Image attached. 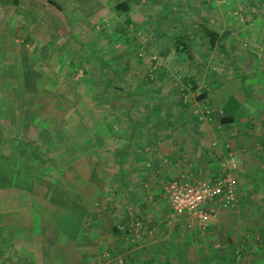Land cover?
<instances>
[{
    "label": "crops",
    "instance_id": "crops-1",
    "mask_svg": "<svg viewBox=\"0 0 264 264\" xmlns=\"http://www.w3.org/2000/svg\"><path fill=\"white\" fill-rule=\"evenodd\" d=\"M22 1L30 0H18ZM54 1L62 7L65 25L69 26L66 10L71 11L72 6L77 8L74 10L83 9L84 14L89 11L88 21L93 24L94 19L108 21L103 9H107L110 0ZM131 1L116 0L114 7L122 2L129 10L134 7ZM157 1L152 0L153 4ZM161 4L190 16L181 15L168 25L174 40L179 37L182 44L175 48L182 46L188 58L187 76L182 83L174 84L173 97L161 116H137L128 105L125 125L118 131L110 126L104 133L80 131L79 127L65 133L57 128L50 141L34 137L31 151L17 148L18 140L13 145L0 146V184L5 181L0 185L3 187L0 263L1 259L8 264L264 261V78L255 77L247 85L241 82L242 73L251 68L248 66L251 60L254 65V59L258 58L259 49L263 61L257 59L255 63L264 71V3L261 0H161ZM149 10L155 12L150 6ZM11 11L6 9L4 18H9L7 13ZM195 11L199 17H194ZM53 18L59 19L54 13ZM150 24L147 40H154L159 37L160 23L153 20ZM4 38H8L7 34ZM63 68L64 65L59 73H50L56 79L54 85L45 83L41 88L51 85V89H66L67 78L61 75ZM248 71L254 74L252 69ZM103 74L106 72L100 73ZM103 86L109 84L105 82ZM193 94V99H188ZM5 117L10 116L0 114V118ZM46 120L42 123L45 128ZM72 123L79 126L77 119L73 118ZM80 132L87 133L95 143L89 147V153L95 156L87 162H93L88 171L92 177L82 180L79 172H73L70 188L64 187L61 180L42 177L44 172H38L41 160L37 159L38 155L47 158L42 143L52 144L50 148L56 152L57 139L68 133L72 141L77 138L76 145L71 147V162L72 170L79 169ZM99 137H104L103 144H99ZM227 154H232L235 161V203L209 206L202 228L188 226L183 216H171L170 204L159 186L160 178L196 180L216 176ZM50 186L58 189L49 192ZM28 191L29 196L32 194L44 202L47 194L58 193L54 205L49 206L69 210L70 222L66 219L56 226L50 218L36 212L28 200Z\"/></svg>",
    "mask_w": 264,
    "mask_h": 264
},
{
    "label": "rangeland",
    "instance_id": "rangeland-1",
    "mask_svg": "<svg viewBox=\"0 0 264 264\" xmlns=\"http://www.w3.org/2000/svg\"><path fill=\"white\" fill-rule=\"evenodd\" d=\"M115 1H108L107 9H103V16L108 21L102 19L99 22L98 19H94L97 26L88 21L89 11L86 10L84 14L83 9L74 10L77 8L72 6L71 11L66 10L69 17L68 26L64 24L66 22L62 20V14L49 6H44V0H30L28 3L0 0L1 4H6V6L0 4V114L2 117L7 114L10 116L9 119L0 118V146L13 145L14 141L18 140L17 148L21 147L23 150L22 147H26L31 151L35 146L34 137L39 136L42 141H50L55 137L57 128L60 129L58 131L64 129L65 133L79 127L80 131L101 130V133H104L103 130L109 129L110 126V129L118 131L125 125V106L128 105L134 115L141 117L144 115L155 117L152 114L161 116L164 113L163 110L169 106L173 97L174 84L182 83L183 78L187 76L185 61L188 60L182 46L175 48V45L182 44L178 42L179 37L178 40H174L173 35L169 33L168 25L171 20L181 15L185 18L190 16L182 10L179 13L169 6L167 9L165 5L162 7L161 0L156 4H153L152 0H132L130 4L134 7L118 12L114 7ZM261 2L264 3V0ZM149 6L155 9V12H151ZM8 8L13 11L7 13L9 18H4ZM53 13L59 19L53 18ZM195 14L194 17H199L196 11ZM152 19L160 23L159 37L147 40V33H151L150 28L152 29L150 24ZM78 24L79 26H76ZM4 28L8 38H4L6 37ZM71 29L73 33L70 32ZM261 53L259 49L258 58L254 59L255 66L250 59L251 66H248L254 74L250 75L248 71L250 69L246 68L247 72H243L241 76L243 84H249L255 77L264 78V74L261 73L264 71L256 67L255 63L263 61L260 58ZM151 55L158 61V65L152 71ZM63 65L64 72L61 75L67 78V87L62 90L51 89L56 79L50 73L61 72ZM101 66H105L106 69ZM188 66L190 67L189 64ZM105 72L109 86H103L104 80L99 79L102 76L100 73ZM222 76L221 74L220 77ZM72 82L74 83L71 86ZM45 83L51 85L42 89L41 85ZM101 87L105 90L104 94L98 92L97 95L95 91ZM193 97L194 94L188 99ZM13 114L16 115L11 120ZM73 118L78 120L79 126L72 123ZM44 119H47L48 129L42 124ZM59 125L64 127L61 128ZM80 135L78 138L80 165L76 170H72L71 147L72 144L76 145L74 141L77 138L72 141L70 133L65 134L64 138L60 137L55 144L56 152L54 148H50L52 144L48 146L47 143H42L45 145L44 153L47 156V158L43 155L37 156V159L41 160L38 172H44L42 177L50 181L61 180L67 188H70V179L77 172L80 173L82 180L89 179V167L93 162H89L90 164L87 162L95 156L89 153V147L95 143L92 138L87 137V133L80 132ZM104 141V137H99V144H103ZM117 142H120V139L117 138ZM74 157L76 158V154ZM3 183L5 181H2ZM51 187L47 188L49 192L58 189L56 186H53V189ZM1 188L3 187L0 186V194L3 190ZM41 188L46 190V187ZM27 195L33 209L36 208V212L47 219L50 218L48 220L54 222L56 226L61 225L66 219L70 222L69 210L66 208L63 211L57 210L61 206L57 209L52 207L58 193H49V196L47 194L48 199H45V202L32 194L29 196V191ZM69 199L75 200L73 196H69ZM36 216L34 213V217ZM1 260L0 264H8L4 259ZM165 262L176 264L175 261ZM182 262L185 261H179V264ZM224 262L231 264V261ZM196 263L215 264L216 261ZM248 264H264V261H249Z\"/></svg>",
    "mask_w": 264,
    "mask_h": 264
},
{
    "label": "built area",
    "instance_id": "built-area-1",
    "mask_svg": "<svg viewBox=\"0 0 264 264\" xmlns=\"http://www.w3.org/2000/svg\"><path fill=\"white\" fill-rule=\"evenodd\" d=\"M151 59L152 71L158 65V61L154 55H151ZM234 167L233 155L227 154L221 161L220 174L216 176L196 180L182 177L160 178L159 186L170 204L171 216H183L188 226L202 228L209 214V206L224 203L233 205L237 197ZM135 225L137 224L134 223Z\"/></svg>",
    "mask_w": 264,
    "mask_h": 264
},
{
    "label": "trees",
    "instance_id": "trees-1",
    "mask_svg": "<svg viewBox=\"0 0 264 264\" xmlns=\"http://www.w3.org/2000/svg\"><path fill=\"white\" fill-rule=\"evenodd\" d=\"M12 1L14 3L18 2V0H12ZM44 2H45L46 6L51 7L54 11H57L60 14L63 13L62 7L57 2H55L54 0H44ZM115 9L118 12H123V11L127 10V6L124 3H122V2H117L115 4ZM101 78L104 80V82H106L108 84L109 79L107 78L106 74H103L99 79L102 80ZM103 91H105V90L101 88L99 90H96L95 93H97V95H98L99 93H102ZM102 94H104V92Z\"/></svg>",
    "mask_w": 264,
    "mask_h": 264
}]
</instances>
